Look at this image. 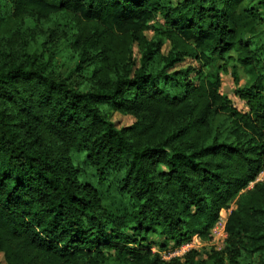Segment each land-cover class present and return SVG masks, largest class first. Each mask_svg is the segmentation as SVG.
Returning a JSON list of instances; mask_svg holds the SVG:
<instances>
[{"label":"trees","instance_id":"trees-1","mask_svg":"<svg viewBox=\"0 0 264 264\" xmlns=\"http://www.w3.org/2000/svg\"><path fill=\"white\" fill-rule=\"evenodd\" d=\"M249 2L0 0V264H264V0ZM230 62L247 112L219 92ZM78 157L99 185L117 177L123 208ZM228 209L221 251L163 258Z\"/></svg>","mask_w":264,"mask_h":264},{"label":"rangeland","instance_id":"rangeland-1","mask_svg":"<svg viewBox=\"0 0 264 264\" xmlns=\"http://www.w3.org/2000/svg\"><path fill=\"white\" fill-rule=\"evenodd\" d=\"M238 5V11H242L249 7L251 3L249 0H236ZM147 36H151V33H148ZM193 63L190 60H186L183 64L180 66H177L178 68L184 67L187 65H192ZM194 65V64H193ZM232 62L228 63L227 65V71L221 72V88L219 92L223 94L225 97L229 99L231 104L239 111L241 112H247V107L244 103V101L240 100L234 93V91L237 88H240L244 85V82L246 80V75L243 72V70L240 67H234ZM233 73L237 75L238 81L237 83L234 81ZM112 121L114 122L115 126L118 128L128 126L133 122V118L130 116H123L117 113H114L112 115ZM214 126H220L223 132V135L226 136V131L228 126V122L225 120L224 117L218 116L214 119L213 122ZM78 163L84 168V177L83 180L86 182H89L93 186L97 187V189L101 192V196L103 199V205L104 207L111 213H115L117 210L123 208L126 204L116 193L115 185H116V176H112L111 174L107 175V181L103 184H98V177L96 176L93 169H91L88 166H85L82 164V158H77ZM255 183V182H254ZM254 183H250L248 185V188H251ZM219 216H226V212L221 211ZM166 257V255H164ZM0 261H2V257L0 256ZM3 264V263H2ZM107 264H118L115 261H113L112 258L109 259Z\"/></svg>","mask_w":264,"mask_h":264},{"label":"built area","instance_id":"built-area-1","mask_svg":"<svg viewBox=\"0 0 264 264\" xmlns=\"http://www.w3.org/2000/svg\"><path fill=\"white\" fill-rule=\"evenodd\" d=\"M262 181H264V167L255 180V182ZM224 212H226V216H219V219L211 229L207 240H203L198 235H195L189 243L181 246L179 249L172 251L163 258L167 260L171 257H182L190 250H195L202 253H204V251L207 252L211 250L221 251L224 248L225 240L227 237V234L225 232V222L230 209L224 210Z\"/></svg>","mask_w":264,"mask_h":264}]
</instances>
